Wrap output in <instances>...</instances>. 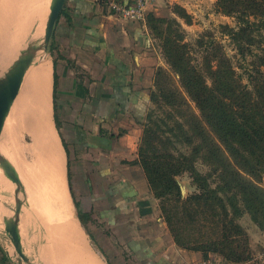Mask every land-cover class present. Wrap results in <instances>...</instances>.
<instances>
[{
	"label": "crops",
	"instance_id": "1",
	"mask_svg": "<svg viewBox=\"0 0 264 264\" xmlns=\"http://www.w3.org/2000/svg\"><path fill=\"white\" fill-rule=\"evenodd\" d=\"M62 12L48 59L32 58L0 134V157L18 180L0 168V264L19 259L3 233L17 205L21 248L34 264H101L88 254V232L115 264H202L147 211L137 147L159 62L145 21L111 13L103 0H66ZM34 66L47 68L45 95Z\"/></svg>",
	"mask_w": 264,
	"mask_h": 264
},
{
	"label": "trees",
	"instance_id": "2",
	"mask_svg": "<svg viewBox=\"0 0 264 264\" xmlns=\"http://www.w3.org/2000/svg\"><path fill=\"white\" fill-rule=\"evenodd\" d=\"M215 9L236 21L235 27L221 26L220 33L239 58L251 57L247 84L217 41L211 43L205 57L211 79L207 85L190 63L185 45L158 33L166 60L198 115L175 92L168 91L164 98L168 105L176 103L189 111H183L185 120L177 129L183 143L197 142L195 154L203 158L211 174L199 173L185 154L176 156L165 147L161 153L155 141H162L143 124L137 163L150 192L162 201L160 210L175 246L191 252H217L230 261L242 262L249 255L246 235L229 217L228 207L236 214L241 207L255 220L259 216L264 219V189L253 182L264 174V0H216ZM180 17L187 21L184 12ZM168 22L153 13L145 20L152 30ZM177 39H182L181 34ZM162 76V70L157 69L154 86ZM185 172L191 174L198 193L181 200L175 177ZM211 175L218 181L215 188L207 184Z\"/></svg>",
	"mask_w": 264,
	"mask_h": 264
},
{
	"label": "rangeland",
	"instance_id": "3",
	"mask_svg": "<svg viewBox=\"0 0 264 264\" xmlns=\"http://www.w3.org/2000/svg\"><path fill=\"white\" fill-rule=\"evenodd\" d=\"M43 1L41 12H38L37 17L34 14V18L31 21L26 18L28 20L26 22L24 21L25 19H18L17 17L19 11L22 10L21 7L27 3L26 0H0V59L4 58L7 62L10 58L14 59L20 51L27 52L29 50V52H31V50L34 51L41 47L44 25L51 0ZM105 1L106 0H103L104 6ZM215 1L216 0L153 1L151 12L149 11L148 13H153L156 17L169 20V22L167 25L158 26L157 30L148 29L159 62V65L156 66L154 70V74L157 69H161L164 73V77H161L157 86H154V81H152V87L150 88L148 95L151 96L152 94H155V96L148 100V106L145 113L146 117H144V121L142 122L143 126L152 128L157 134L158 139L162 141V144L155 141L156 148L161 153H164V149L166 148V150L168 149L167 151H170L176 156L185 154L194 161L195 169L199 173L206 175L211 174V172L209 171L207 163L203 161V158L198 157L195 154L194 149L197 142L189 145L183 143L180 132L177 129V124L184 123L185 119L183 111L188 113L189 111L183 106H178L176 103L173 106L168 105L164 98V94L168 91H173L183 98L194 115H198L194 104L184 92V89L179 82L178 75L173 72L166 60L162 48V40L158 36V33L176 39L179 44L185 45V50L189 56L190 63L201 72L207 85L211 84V79L205 69V57L210 53L211 43L217 41L222 47L221 50L232 60L236 71L242 76L243 83L247 84L246 77L247 71L250 70L249 61L251 57H247L246 59L239 58L228 38L221 35V26L235 27L236 21L233 18L218 13L215 9ZM178 8L187 15V21L180 17L181 11L178 10ZM22 12H24V10H22ZM21 22L23 27L19 29ZM178 34H181L182 39H177ZM31 47L33 48L31 49ZM50 50L48 44L47 49L42 52L43 61L48 59ZM167 138H169V143L166 141ZM207 180V184L212 188H215L218 184V181L213 175L209 176ZM175 182L178 185L181 200H185L189 196L198 193L197 187L189 172L176 176ZM253 182L259 188L264 189V174L262 175L261 180ZM149 196L151 209H147V211L149 214L151 213L153 217L151 220L152 223L159 225L162 224L171 237L164 215L160 210L162 201L157 199L150 190ZM167 202H165V205ZM228 209L230 212L229 217L233 219L234 223H236L246 235L249 252L248 258L242 262H233L217 252L193 253H198L203 259L202 263L206 264H264V219L259 216L257 220H255L251 214L244 211L241 207H239L237 214L234 213V210L231 207H228ZM115 250L119 255H121L120 253L122 251L123 256V248L116 247ZM88 254L101 264H115L113 261L110 262L102 249L97 247L89 232ZM121 264L131 263H127L125 258L122 260Z\"/></svg>",
	"mask_w": 264,
	"mask_h": 264
},
{
	"label": "water",
	"instance_id": "4",
	"mask_svg": "<svg viewBox=\"0 0 264 264\" xmlns=\"http://www.w3.org/2000/svg\"><path fill=\"white\" fill-rule=\"evenodd\" d=\"M66 0H51L49 11L46 19L45 28L43 31V43L40 47L42 51L47 49L51 35L53 33L56 21L63 10ZM36 49V48H35ZM38 49V48H37ZM33 51L23 53L20 51L19 54L14 59H9L5 65L0 64V134L2 127L9 113L10 107L18 94L22 68L23 66H28L32 56ZM30 54L28 57L26 55ZM0 168L2 174L7 177L11 182L18 185V180L12 168L7 163L6 159L0 157ZM19 212V206H16L15 215L12 219L3 220V233L9 235L12 238L13 246L19 255V264H34L26 255H24L18 232L17 217ZM23 261V262H22Z\"/></svg>",
	"mask_w": 264,
	"mask_h": 264
},
{
	"label": "built area",
	"instance_id": "5",
	"mask_svg": "<svg viewBox=\"0 0 264 264\" xmlns=\"http://www.w3.org/2000/svg\"><path fill=\"white\" fill-rule=\"evenodd\" d=\"M154 0H106L105 7L123 18L144 22ZM206 264V263H202Z\"/></svg>",
	"mask_w": 264,
	"mask_h": 264
},
{
	"label": "bare ground",
	"instance_id": "6",
	"mask_svg": "<svg viewBox=\"0 0 264 264\" xmlns=\"http://www.w3.org/2000/svg\"><path fill=\"white\" fill-rule=\"evenodd\" d=\"M37 2H38V0H36ZM36 1H34V0H26V4L22 7V10H24V12H22L23 13V19H25L24 21H28L26 18H28L30 21L34 18V14L36 15V17H37V14H38V12H41V9H42V3L44 2L43 0H39V2L37 3ZM29 2V3H28ZM47 15V14H46ZM22 19V18H21ZM46 19H47V16H46ZM23 22V21H22ZM22 22H21V26H19L18 28L19 29H21L22 27H23V24H22ZM25 22V23H26ZM19 29H17V30H19ZM34 38V37H33ZM43 38H44V35H43ZM42 43H43V41H42ZM42 43H41V45H42ZM6 45V44H5ZM32 45H33V43H32ZM33 47H31V49H32ZM42 49H37V50H34L32 53V56L34 57L37 53H39V52H43V51H41ZM30 54H28V55H26V57H28ZM32 57V58H33ZM32 58H31V60H32ZM31 60H30V62H31ZM33 61V60H32ZM30 62H29V64H30ZM29 64H28V66H29ZM44 64V63H43ZM42 64V65H43ZM37 65V64H36ZM41 64L39 63L37 66L39 67ZM28 66H23V68H22V75H21V78H22V76H23V74H24V72L26 71V69L28 68ZM29 67H31V66H29ZM42 67H44V66H41V69H42ZM46 67H47V65H46ZM32 68V67H31ZM40 68V67H39ZM30 69V68H29ZM28 69V70H29ZM37 70V67L35 68V66H34V70ZM40 69V71H36V72H34L35 74H36V76H38V77H35L34 75V73H33V71L31 72V73H33L34 75H33V78H34V80H36V78H38V80H39V82H38V80H37V82H38V84L39 83H41L40 84V86H41V88H39L40 90H43L42 88H44V87H42V84L44 85H48V84H46V81L48 80L47 79V75H49L48 74V72H47V68H45V69H43V70H41ZM32 69H30L29 71H31ZM46 70V71H45ZM28 73V72H27ZM27 73H26V75H24V77L26 76V79H27V77H29V79L31 80L32 79V77L30 78V76L29 75H27ZM31 73H29L31 76H32V74ZM29 79H27V81L29 80ZM25 80V79H24ZM29 80V81H30ZM34 80H32L33 82L32 83H35L34 82ZM28 81V82H29ZM31 82V81H30ZM47 83H48V81H47ZM38 84H36L35 83V85H37L38 86ZM30 85V84H29ZM34 85V84H33ZM31 87H33V86H31ZM32 89V88H31ZM33 90V89H32ZM46 90H45V88H44V90L42 91L43 92V94L44 93H46L45 92ZM38 92V91H37ZM40 92V91H39ZM41 93V92H40ZM42 94V95H43ZM40 95V94H39ZM45 95V94H44ZM17 96V95H16ZM37 97V96H36ZM16 98V97H15ZM38 98V97H37ZM15 100V99H14ZM35 100H37V99H35ZM34 100V101H35ZM39 102V101H38ZM35 104V103H34ZM38 104V103H37ZM42 104V103H41ZM41 104H39V105H41ZM37 106V105H36ZM38 108V107H37ZM35 110H37V109H35ZM39 112V111H38ZM40 113V112H39ZM40 116V115H39ZM45 118V117H44ZM15 264H19V261H17Z\"/></svg>",
	"mask_w": 264,
	"mask_h": 264
}]
</instances>
